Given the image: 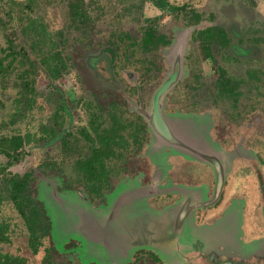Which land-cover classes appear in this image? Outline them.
Here are the masks:
<instances>
[{
  "label": "rangeland",
  "instance_id": "rangeland-1",
  "mask_svg": "<svg viewBox=\"0 0 264 264\" xmlns=\"http://www.w3.org/2000/svg\"><path fill=\"white\" fill-rule=\"evenodd\" d=\"M169 1L179 6L186 5L188 11L192 9L202 13L203 20L195 28H191L186 21L187 15L184 10L176 13L164 11L150 0H85L91 14L90 26L69 34L65 31L70 24L68 0H35L32 8L27 7V0H0V52L7 46L5 35L17 37L29 21L34 22L32 26L36 30V35L40 37L38 44L41 49H47L46 36L53 34L51 38L56 37L60 29H64L69 37L72 63L75 60L72 69L56 81L59 85V89L56 90L47 75L42 71L39 72L36 80L39 94L35 108L28 112V117L14 118L10 115L12 98L18 90L14 82L15 76L5 93L0 86V136L31 133L39 137L43 124L54 125V113L60 101L58 94L74 100L73 105L70 106L71 114H62L64 128L72 133L71 154L68 155L67 151L62 149L60 141L52 144L32 142L26 145L27 153L10 170L20 174L29 170L35 171V175L38 176L36 184L39 188V198L51 217L55 243L59 250L68 252L71 258L76 257L80 262L76 264L119 262L122 258L121 253H118L119 248L126 244L127 241H123L128 238V234L127 238L121 237L124 231L132 235L140 234L136 241L127 242L135 246L140 245L137 241L141 240L140 243L146 245L152 241H161L165 234V231L159 230L155 234V225H151L150 211L145 210L143 202L134 206L128 205L123 213L119 212V200L123 193L121 191L134 188L137 183H126L123 187L106 194L111 204L107 210L99 212L86 201L87 199L81 197L82 193L57 190L56 182L62 181L59 170L42 172L40 167L44 162L56 160L65 170L61 171L62 174H66L67 179L73 177L70 175L73 173L72 160L76 157L78 149L85 146V140L79 135V130L87 127L89 120L87 110L80 104L81 96L87 90L101 91L107 86H112L120 90H122L120 87L130 88L133 91L134 86L141 85V72L137 69L140 66L137 63L126 64L125 56L129 52L125 49L131 48V42L140 36L145 18L157 17L156 26L159 31L169 35L173 42L155 53L157 64L162 65L163 68V73L159 74L157 80L146 83L143 89L134 94L120 92L128 103L130 116H133L137 108L139 111L144 106H150L148 110H151L154 90L163 84L172 72L176 58L182 55L181 76L168 92V110L209 114L212 120L210 134L214 140L220 139L223 145H232L236 138L240 140L242 135L246 134L250 138L251 148L258 154L264 155V83L259 82V92L250 88L248 94L239 98L236 106L242 108L243 115H238L237 118L230 114L233 101L229 98H218L214 93V84L219 74L217 68L221 64L234 75L246 74L248 67L264 71V0ZM188 14H191V11ZM213 24L224 26L231 37V42L237 44L240 50L234 59H227L218 54L215 64L206 59L199 43L192 41L189 36L191 31ZM64 40L66 41L65 37ZM108 48L116 52L114 70L110 67ZM79 65L82 73L85 72L80 76L77 69ZM248 107L253 110L251 114V109ZM240 116L242 117L238 120ZM175 121L178 126L183 124L185 133L197 138L196 131L192 132L189 126H186L188 123L178 119ZM240 122L245 124L239 126ZM248 124L252 125L248 126ZM156 146L154 143L151 144L149 152L151 158L160 164L163 161L159 162V157H167V153L162 149L154 151ZM146 149L147 145L141 152L132 155L133 158L128 159L129 170H137L140 168L139 165L146 161L148 155ZM166 157H163L164 161ZM6 160L7 158L0 154V166L4 165ZM146 167L147 164H143L141 169ZM117 178L113 179L114 182H117ZM1 181L0 173V184ZM132 191L129 198L134 196L133 200L141 199L138 192ZM139 211L147 223L143 224L142 216L139 217V222H133ZM0 216L9 224L12 239L11 243L0 245V252H12L32 260L34 256L27 249L26 227L10 201L4 203ZM127 220L133 222V225H121ZM210 234L217 236L216 232L211 231ZM141 237H145V240ZM169 237H166L165 242L170 239ZM129 250L131 252L132 248L129 247ZM54 255L55 260L61 263L69 261L63 252L55 251ZM30 264L40 263L32 260Z\"/></svg>",
  "mask_w": 264,
  "mask_h": 264
},
{
  "label": "flooded vegetation",
  "instance_id": "flooded-vegetation-1",
  "mask_svg": "<svg viewBox=\"0 0 264 264\" xmlns=\"http://www.w3.org/2000/svg\"><path fill=\"white\" fill-rule=\"evenodd\" d=\"M183 6L186 9L184 12H186L189 27L195 28L203 20V14L192 9L189 10L191 14H188L187 6ZM195 13L201 14V20L195 17ZM213 25L225 29L222 25ZM213 25L191 31L189 36L192 41L199 43L206 59L215 64L218 54L227 59H234L240 49L237 44L231 42L226 29L230 40L228 47L213 43L210 45V52L203 44L198 32ZM172 42L171 38L169 45ZM137 69L141 72L140 67ZM162 69L161 65V69L156 70V78L153 80L141 74V85L134 86L135 90L133 89L131 94L143 89L146 83L157 80L159 74L163 73ZM217 69L219 74L214 84L215 96L233 101L230 114L237 118L238 115H243L242 108L236 106L239 98L248 94L250 88L259 92V82L264 83V71L248 67L246 74L234 75L230 74L222 64ZM250 71L257 72L258 76L252 77L248 74ZM223 78H228L231 82L230 86H235V90H220L219 84ZM237 82L238 86L235 85ZM160 86L152 94L151 110H148L150 106H144L139 111L137 108L133 113L132 118L136 121L134 127L144 126L146 137L140 149L126 156L123 169L111 173L112 178L107 182L103 181L106 185L98 189L80 187L79 181L72 180L73 177L65 181L63 176L66 174L61 173L59 176L62 181L59 182L60 185L56 182L57 190L82 193L81 197L84 200L87 199L86 201L92 207L99 212H104L111 204L106 194L123 187L126 183H137L135 189L128 188L129 190L121 191L123 193L119 200V212L123 213L128 205L134 206L143 202L145 210L150 211L151 225H155V234L158 230L165 231V234L161 241L156 239L157 242L152 241L146 245L140 243L141 240L137 241L140 245L135 246L127 242L136 241L140 234L132 235L124 231L121 237L127 238L128 234L127 240L123 241L127 242L119 248L118 253H121L122 258L115 264H264V155L258 154L251 148L250 138L245 133L240 140L236 138L232 145H223L220 139L214 140L210 134L212 120L209 114L168 110L167 99L170 90L164 97L162 95L157 97L156 93ZM156 98L157 101H155ZM155 103L158 106V113L155 112ZM248 108L251 109V114L253 110L251 107ZM241 117H238V120ZM175 119L188 123L186 126H189L192 132L196 131L197 138L176 130L178 124H175ZM162 124L163 127L160 126ZM244 124L240 122L239 126ZM251 125L248 124V126ZM160 128L171 132L172 139L166 137ZM133 141L129 140L131 144L134 143ZM153 143L157 145L154 151L162 149L167 153V157L163 156L166 157V161L163 157H159V162L162 160L163 163L158 164L151 158L149 148ZM145 145H147L148 155L143 164H147V167L141 169L143 165L141 164L137 170H129L128 159L141 152ZM70 175L77 176V172ZM114 178H117V182H114ZM132 190L138 192L141 199L133 200L134 196L129 198ZM137 213L133 222H139V217L142 216L143 224L147 223L142 213L140 211ZM133 222L127 220L121 225H133ZM26 230L27 249L34 256L32 260H37L40 264L80 263L76 257H72V260L68 252L59 250L53 238V225L51 234L42 239L37 253L32 250L27 227ZM211 231L216 232L217 236L210 234ZM166 237L170 238L167 242H165ZM129 247L132 248L131 252ZM55 251L65 253L69 261L61 263L55 260ZM6 253L21 257L25 264H30L32 261L26 256L12 252Z\"/></svg>",
  "mask_w": 264,
  "mask_h": 264
},
{
  "label": "trees",
  "instance_id": "trees-1",
  "mask_svg": "<svg viewBox=\"0 0 264 264\" xmlns=\"http://www.w3.org/2000/svg\"><path fill=\"white\" fill-rule=\"evenodd\" d=\"M35 0H27V7L32 8ZM156 7L164 11L179 12L186 10L185 6L172 4L169 0H150ZM70 24L66 29L69 34L82 31L90 26L91 14L85 4V0H68ZM195 17L201 20L202 16L195 13ZM34 22L29 21L17 37L5 35L7 46L0 52V86L5 93L8 85L15 76L17 94L12 98L11 116L14 118L29 116L28 112L35 108L39 94L36 80L39 72H44L51 84L59 89L56 81L72 69V56L69 53V37L60 29L53 35L46 36L47 49L39 46L40 37L32 26ZM157 17L145 18L143 30L138 38L131 43V48L125 56L126 64L140 65L141 74L149 80L156 77V70L161 69L157 64L155 53L171 43V37L160 32L156 26ZM200 39L210 51V45L229 46V38L226 30L221 26H210L199 31ZM128 36L127 34H125ZM38 36V37H36ZM66 38V41L64 40ZM221 49V47H220ZM211 52V51H210ZM71 53L72 50H71ZM116 55V52H115ZM138 60V61H136ZM78 75L82 73L81 65L77 67ZM114 70V66L111 67ZM252 77L258 76L257 72H248ZM260 79V78H259ZM115 80V78H114ZM238 82L235 84L238 86ZM228 78L220 81V90H235L231 87ZM107 86L101 91L87 90L81 96V105L89 114L87 127L80 128L79 135L85 140V146L78 149L76 157L72 160L71 170L77 172L72 180L79 181L80 187L98 189L104 185L103 181H109L111 173L123 169L129 153L140 149L145 139V127H134L136 121L130 116V109L125 98L120 94L131 93V89ZM58 92V91H57ZM59 95V105L54 113V125L43 124L41 135L14 133L0 136V154L7 158L5 164L0 166L2 181L0 184V214L5 202L10 201L18 215L23 220L29 231V243L34 253L38 252L42 239L51 234V220L47 210L38 196V186L34 170L23 174L15 173L10 168L19 162L26 152V145L32 142H45L52 144L60 141L63 150L71 154L73 149L70 141L72 133L64 128L62 114H71L70 106L74 100H69L62 94ZM79 99V98H78ZM76 102H78L76 100ZM4 103V102H3ZM5 105V104H4ZM138 126V123L136 124ZM129 140H134L133 144ZM127 156V157H126ZM42 172L65 170L56 160L44 162L41 166ZM62 171V172H61ZM65 181L68 177L63 176ZM9 224L0 216V244H9L12 239L9 233ZM0 264H25V261L9 253L0 252Z\"/></svg>",
  "mask_w": 264,
  "mask_h": 264
},
{
  "label": "water",
  "instance_id": "water-1",
  "mask_svg": "<svg viewBox=\"0 0 264 264\" xmlns=\"http://www.w3.org/2000/svg\"><path fill=\"white\" fill-rule=\"evenodd\" d=\"M108 49H109L108 58L110 61V67H113L115 56H116L115 51L112 48H108ZM181 71H182V55L176 58L172 72L169 74V76L166 78V80L163 82V84L160 86V88L158 89L156 93L157 97H160L161 95L163 97L165 96V93L168 90H170L175 85V83L179 80L181 76ZM155 101H157V98L155 99ZM157 108L158 106H156V103H155V112L158 113ZM160 126L163 127L164 125L162 124ZM160 131H162L166 137H169L172 139V134L167 129L160 128Z\"/></svg>",
  "mask_w": 264,
  "mask_h": 264
},
{
  "label": "bare ground",
  "instance_id": "bare-ground-1",
  "mask_svg": "<svg viewBox=\"0 0 264 264\" xmlns=\"http://www.w3.org/2000/svg\"><path fill=\"white\" fill-rule=\"evenodd\" d=\"M176 129H177L179 132H181V133H185V128H184L183 124H180Z\"/></svg>",
  "mask_w": 264,
  "mask_h": 264
}]
</instances>
